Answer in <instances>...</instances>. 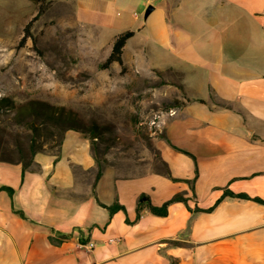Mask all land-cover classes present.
Wrapping results in <instances>:
<instances>
[{"label":"crops","instance_id":"obj_1","mask_svg":"<svg viewBox=\"0 0 264 264\" xmlns=\"http://www.w3.org/2000/svg\"><path fill=\"white\" fill-rule=\"evenodd\" d=\"M159 3L141 22L132 9L142 0L71 4L74 21L110 44L133 32L124 62L183 87L156 143L169 176L105 164L95 181L90 142L73 129L26 168L0 160V264H264V0ZM137 35L143 50L127 51ZM147 49L157 61L139 58ZM175 194L186 203L164 216L142 205L137 218L140 195L157 206ZM114 203L123 209L110 214Z\"/></svg>","mask_w":264,"mask_h":264},{"label":"rangeland","instance_id":"obj_2","mask_svg":"<svg viewBox=\"0 0 264 264\" xmlns=\"http://www.w3.org/2000/svg\"><path fill=\"white\" fill-rule=\"evenodd\" d=\"M142 2L132 9L140 22ZM71 3L0 0V160L26 164L32 147L55 153L75 127L86 137L99 133L93 148L103 164L129 174L163 171L156 143L169 108L185 98L175 74L128 59L103 66L110 40L77 24ZM138 35L127 51L143 50ZM144 56L155 62L157 53ZM58 112L70 117L53 119Z\"/></svg>","mask_w":264,"mask_h":264},{"label":"trees","instance_id":"obj_3","mask_svg":"<svg viewBox=\"0 0 264 264\" xmlns=\"http://www.w3.org/2000/svg\"><path fill=\"white\" fill-rule=\"evenodd\" d=\"M132 35H133V32L127 30V31H124V32H122V33H120V34H118V35H116L114 37V39L111 42V50H110V53H109L108 57L106 58L105 62L103 63V66H108L112 62H117L120 65L122 64L121 54H122L123 46H124L126 40L128 38H130ZM180 88L183 90V87L181 85H180ZM180 105H175L174 107H178ZM174 107H172V108H174ZM169 109H171V108H169ZM63 116H65L67 118L70 117V115H67V114L65 115V113H63V112H58L55 115H52V118L55 119V120H57V119L63 118ZM67 129H73V130L82 132L80 129L75 128V127H68ZM63 133H62L61 138L59 140V144L61 142ZM98 135H99V133L95 129H92V130H90V135L88 137L85 136L89 140V142H90V148H91V152H92L93 158L95 159V162L97 163V165L99 167L98 171L95 174V181L101 175L100 168L103 165H105V164H103V162H101V159H99V157L97 156V154L94 152V148H93L94 147L93 146V142L96 141ZM36 152H39V151L37 149H35L34 147H32L31 148V155L33 156ZM32 156H31L29 162L26 163V164H24L23 162L19 161V162H21L23 164V168H26L27 166L30 165ZM10 162H12V161H10ZM160 162L164 166V170L163 171H158V172H163L165 175L169 176V173H168V170H167V167H166L165 163L163 161H161V160H160ZM8 190H9L10 194H12V190L11 189H8ZM223 196H230V197H236V198H246V199L249 198V196H247L244 193H237V194H235V193H233V192H231L230 190H227V189L224 190ZM253 200L256 201V202L263 203V201L260 198H257V197H254ZM174 201H182V202L186 203V199L183 196H181L179 194H175L169 200L165 201L161 205H157L156 206V205H153L149 201V199H148L147 196L140 195L139 198H138L137 207H136L137 218L140 215V208H141L142 205H145L148 208V211L149 212H151L153 214H156V215H159V216H164V215L167 214V206H168V204L171 203V202H174ZM105 207L108 209V211H109L110 214H112L113 212H115L118 209H123V207L121 205L117 204V203H114V204H112L110 206H105ZM18 212H19L20 215L23 216V214L20 211H18ZM49 240L52 243H58L59 242V240L57 241V240L53 239V237H51V236H49ZM169 243H171L173 245L180 244L179 242H175V241L174 242L171 241ZM170 264H174V261H171Z\"/></svg>","mask_w":264,"mask_h":264},{"label":"water","instance_id":"obj_4","mask_svg":"<svg viewBox=\"0 0 264 264\" xmlns=\"http://www.w3.org/2000/svg\"><path fill=\"white\" fill-rule=\"evenodd\" d=\"M153 6L150 4V5H148L146 8H145V11H144V17L146 18L148 15H149V13L153 10Z\"/></svg>","mask_w":264,"mask_h":264},{"label":"built area","instance_id":"obj_5","mask_svg":"<svg viewBox=\"0 0 264 264\" xmlns=\"http://www.w3.org/2000/svg\"><path fill=\"white\" fill-rule=\"evenodd\" d=\"M152 1H153V0H145V2H146L148 5L152 4ZM111 241H113V240L111 239ZM115 241H117V239H116ZM86 246H87L88 248H90V247H92V243H88Z\"/></svg>","mask_w":264,"mask_h":264}]
</instances>
